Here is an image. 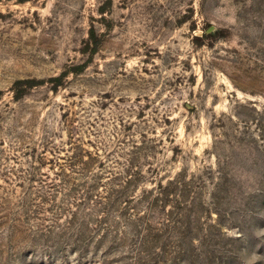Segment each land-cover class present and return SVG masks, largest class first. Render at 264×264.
I'll return each mask as SVG.
<instances>
[{
	"label": "rangeland",
	"instance_id": "rangeland-1",
	"mask_svg": "<svg viewBox=\"0 0 264 264\" xmlns=\"http://www.w3.org/2000/svg\"><path fill=\"white\" fill-rule=\"evenodd\" d=\"M0 264H264V0H0Z\"/></svg>",
	"mask_w": 264,
	"mask_h": 264
},
{
	"label": "trees",
	"instance_id": "trees-1",
	"mask_svg": "<svg viewBox=\"0 0 264 264\" xmlns=\"http://www.w3.org/2000/svg\"><path fill=\"white\" fill-rule=\"evenodd\" d=\"M101 13H104V9L101 10ZM216 34H217V35H218V34H224V32H223V31H219V32H216ZM195 40L200 41V38H199V37H196Z\"/></svg>",
	"mask_w": 264,
	"mask_h": 264
}]
</instances>
